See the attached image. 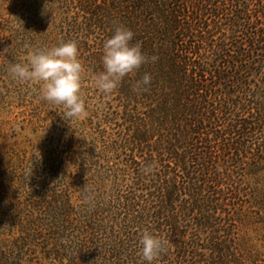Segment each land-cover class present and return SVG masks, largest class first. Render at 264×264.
I'll list each match as a JSON object with an SVG mask.
<instances>
[{"label": "trees", "instance_id": "obj_1", "mask_svg": "<svg viewBox=\"0 0 264 264\" xmlns=\"http://www.w3.org/2000/svg\"><path fill=\"white\" fill-rule=\"evenodd\" d=\"M8 9L0 71L75 41L86 115L65 119L58 105L61 148L16 153L0 170V264H145L144 230L164 242L152 264H264V246L240 235L264 227V0ZM117 26L157 59L104 95L93 76ZM145 73L150 85L134 92Z\"/></svg>", "mask_w": 264, "mask_h": 264}, {"label": "clouds", "instance_id": "obj_2", "mask_svg": "<svg viewBox=\"0 0 264 264\" xmlns=\"http://www.w3.org/2000/svg\"><path fill=\"white\" fill-rule=\"evenodd\" d=\"M134 33L124 26H117L103 43L102 71L94 74L95 87L104 95H110L122 79L138 70L149 60L140 42L132 43ZM11 77L20 82H34L40 85L42 100L52 105L62 106L65 119H75L86 115L80 94L84 71L78 59L75 41L62 42L50 48H36L29 52L27 62L12 63L8 69ZM151 76L145 73L135 81L134 92H142L150 85ZM148 171L151 168L147 169ZM140 256L145 264H152L163 249L164 242L156 235L144 230L140 240Z\"/></svg>", "mask_w": 264, "mask_h": 264}, {"label": "rangeland", "instance_id": "obj_3", "mask_svg": "<svg viewBox=\"0 0 264 264\" xmlns=\"http://www.w3.org/2000/svg\"><path fill=\"white\" fill-rule=\"evenodd\" d=\"M11 1L0 0V23L13 17L8 9ZM27 57L23 63L27 62ZM39 87L38 83L14 80L8 70L0 71V170L16 153L26 151L30 156L35 151L39 153L40 149H60L63 145L65 122L61 124L59 120L58 105L42 100ZM63 155L64 169L68 170L72 164H68V154ZM240 235L248 237L258 249H263L264 227L243 228Z\"/></svg>", "mask_w": 264, "mask_h": 264}]
</instances>
